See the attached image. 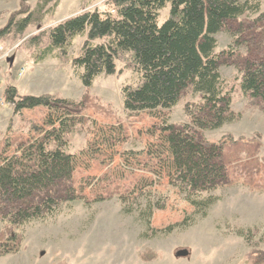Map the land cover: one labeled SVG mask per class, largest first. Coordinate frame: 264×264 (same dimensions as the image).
Here are the masks:
<instances>
[{
    "label": "rangeland",
    "instance_id": "374dc122",
    "mask_svg": "<svg viewBox=\"0 0 264 264\" xmlns=\"http://www.w3.org/2000/svg\"><path fill=\"white\" fill-rule=\"evenodd\" d=\"M106 1L0 0V29L12 16L21 19L24 8L40 6L44 11L20 38L0 40V152L7 147L6 139L12 145L31 139V125L43 115L40 109L16 114L3 98L10 86L19 95L51 94L78 102L69 108L76 125L68 137L71 153L81 155L95 147L100 129L115 130V137L122 130L113 158L103 151L75 172L72 184L82 198L62 203L59 215L27 225L12 224L0 215V264H264V102L240 87L245 63L264 60V15L256 22L255 13L240 18L251 23L249 31L231 26L215 36L219 72L231 91L236 116L202 134L209 142H225L228 180L207 194L212 203L198 208L186 200V192L151 173L153 162L145 152L154 140L149 131L160 123L147 111L125 110L122 89L137 83V74L124 59L117 62L116 74H101L85 87L71 61L49 57L37 62L34 47H25L38 32L102 8ZM258 1L264 11V0ZM168 13L169 7L160 11V22ZM84 41L75 39L71 58ZM199 102V94L189 89L161 114L170 123L189 122L187 110L197 113ZM13 146L6 154L13 153ZM126 153H135L136 162L128 163ZM179 250L188 255L177 257Z\"/></svg>",
    "mask_w": 264,
    "mask_h": 264
},
{
    "label": "trees",
    "instance_id": "16d2710c",
    "mask_svg": "<svg viewBox=\"0 0 264 264\" xmlns=\"http://www.w3.org/2000/svg\"><path fill=\"white\" fill-rule=\"evenodd\" d=\"M167 7L168 17L160 22V11ZM261 7L258 0H108L102 8L73 15L24 44L34 47L37 62L49 57L71 61L85 87L101 74H116L117 62L124 59L126 67L137 74V83L122 89L125 110L147 111L160 123L149 131L154 140L145 152L153 162L151 173L158 181L167 180L186 192V200L201 208L214 200L207 194L228 180L225 142H209L202 134L236 116L231 91L226 90L219 72L215 36L231 26L248 30L251 23L240 18L255 13L253 22L262 20ZM21 13V19L15 21L12 16L0 29V40L10 35L20 38L44 15L40 6L24 8ZM78 37L85 41L79 54L71 58L70 48ZM244 66L242 92L264 102V60ZM189 89L200 96L198 112L187 110L189 122H168L161 111L175 107ZM3 98L16 114L40 109L43 115L31 125V139L14 146L6 139L7 147L0 152V215L17 225L54 218L62 203L82 198L72 184L78 168L103 151L113 158L114 143L122 130L115 137V130L100 129L95 147L81 155L71 153L68 137L76 125L69 108L78 102L51 94L19 95L13 86L6 88ZM12 146L13 153L6 154ZM124 157L131 164L137 158L135 153Z\"/></svg>",
    "mask_w": 264,
    "mask_h": 264
},
{
    "label": "water",
    "instance_id": "95a60500",
    "mask_svg": "<svg viewBox=\"0 0 264 264\" xmlns=\"http://www.w3.org/2000/svg\"><path fill=\"white\" fill-rule=\"evenodd\" d=\"M188 255V251L187 250H179L177 253H176V256L177 257H184V256H187Z\"/></svg>",
    "mask_w": 264,
    "mask_h": 264
}]
</instances>
